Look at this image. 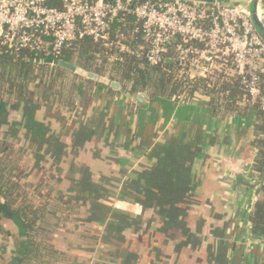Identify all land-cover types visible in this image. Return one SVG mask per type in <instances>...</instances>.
I'll return each instance as SVG.
<instances>
[{
    "label": "crops",
    "instance_id": "crops-1",
    "mask_svg": "<svg viewBox=\"0 0 264 264\" xmlns=\"http://www.w3.org/2000/svg\"><path fill=\"white\" fill-rule=\"evenodd\" d=\"M98 84L89 106L70 115L56 106L35 115L30 104L0 106V116L7 113L0 138L16 146L24 139L32 157L28 180L55 176L59 191L76 186L69 202L87 201L88 220L98 205L107 208L100 237L73 243L82 251L76 264H264V242L250 221L261 193L250 188L256 113L215 117L205 96L183 103L145 95L139 106L123 87L109 100V86ZM116 216L130 226L111 234ZM62 235L67 248L74 237ZM25 251L0 241V264H18Z\"/></svg>",
    "mask_w": 264,
    "mask_h": 264
},
{
    "label": "trees",
    "instance_id": "trees-1",
    "mask_svg": "<svg viewBox=\"0 0 264 264\" xmlns=\"http://www.w3.org/2000/svg\"><path fill=\"white\" fill-rule=\"evenodd\" d=\"M147 1L151 0H134V4ZM47 4L61 7L60 2L55 0H47ZM140 24L133 15L126 14L113 22L108 40L77 39L58 58L86 72L118 81L133 97L144 93L151 101L167 98L188 103L197 96H205L209 98V106L215 117L256 113L254 130L257 136L252 145L258 158L253 166L250 188H259L261 193L253 204L250 221L252 234L264 242V112L260 102L250 97L230 59L209 76L194 78L187 74L189 64L182 67L176 62L165 61L150 65L145 56L148 43L143 34L137 32ZM178 43V37L170 42L166 57L176 59L180 56L182 49ZM198 45L203 48L201 44ZM43 59L45 57L34 47L16 49L0 41V106L7 111L30 104L33 115L37 111L41 114V109L49 106H56L61 114L66 115L88 107L96 95L98 82L59 66L35 61ZM106 93V96H110L109 100L115 94L109 87ZM129 106L136 107L133 102ZM18 141L19 146H16L12 139L0 138V202L18 221L13 222L0 214V241L6 244L13 240L18 248L21 244L26 246L18 264H76L82 251L75 250L73 243L77 240L83 243L88 237L86 234L100 237L101 227L107 219V208L98 205V212H94L98 217L88 220L83 215L86 210L84 206L89 204L87 201L69 202L74 195H78L76 186L63 187V191H59L55 176L38 183L28 180L32 157L22 146L25 145L24 139ZM66 192L69 194L66 195ZM125 195L122 193L121 197ZM94 206L92 204L91 208ZM110 220L108 227L111 234H118L123 227L130 226V222L121 216ZM59 233L65 238L74 237L67 241V248L57 238ZM115 240L112 242H117ZM1 261L4 262V257L0 256Z\"/></svg>",
    "mask_w": 264,
    "mask_h": 264
},
{
    "label": "built area",
    "instance_id": "built-area-1",
    "mask_svg": "<svg viewBox=\"0 0 264 264\" xmlns=\"http://www.w3.org/2000/svg\"><path fill=\"white\" fill-rule=\"evenodd\" d=\"M55 1L60 8L47 0H0L1 43L16 49L34 47L45 59L59 60L77 39L108 40L113 22L131 14L141 23L137 32L148 43L145 56L150 65L189 64L187 74L194 78L210 75L230 59L264 112V43L245 9L158 0L140 5L134 0ZM177 37L180 56L166 57L168 45Z\"/></svg>",
    "mask_w": 264,
    "mask_h": 264
},
{
    "label": "water",
    "instance_id": "water-1",
    "mask_svg": "<svg viewBox=\"0 0 264 264\" xmlns=\"http://www.w3.org/2000/svg\"><path fill=\"white\" fill-rule=\"evenodd\" d=\"M28 1V0H25ZM157 1V0H154ZM158 1H178V2H187V3H199L204 5L219 6V7H237L240 9H245L250 17V21L254 27L255 32L258 34L260 39L264 43V12L262 10L263 0H249L246 2L244 0H158ZM37 63H44L53 66H59L71 72H74L77 75L86 77L90 80H95L100 84L109 86L114 91L122 90V85L118 81H112L107 77L98 76L93 73L84 71L83 69L75 66L74 64L68 63L64 60L46 58L43 60H35ZM145 94L139 93L137 95L135 103L137 105H142L145 103ZM228 168V167H227ZM237 171V168L235 169ZM234 170V171H235ZM260 190H257L259 193ZM3 210V207L0 206V211ZM5 217L11 218L12 213L10 211H5ZM12 264H17V261H14Z\"/></svg>",
    "mask_w": 264,
    "mask_h": 264
},
{
    "label": "rangeland",
    "instance_id": "rangeland-1",
    "mask_svg": "<svg viewBox=\"0 0 264 264\" xmlns=\"http://www.w3.org/2000/svg\"><path fill=\"white\" fill-rule=\"evenodd\" d=\"M244 1H246V2H249V0H244ZM80 76V75H79ZM209 76V75H208ZM4 113H6V112H4ZM1 116H5L4 114L3 115H1ZM0 116V117H1ZM6 116H7V114H6ZM4 120H5V122H4ZM7 122V118H4V117H1L0 118V127L4 124V123H6ZM4 129H6V127H3ZM84 197V196H83ZM84 198H86V197H84ZM138 207V206H137Z\"/></svg>",
    "mask_w": 264,
    "mask_h": 264
}]
</instances>
